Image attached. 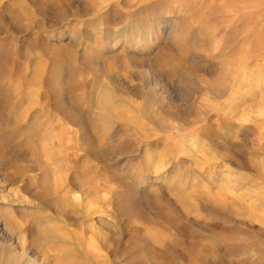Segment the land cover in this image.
I'll list each match as a JSON object with an SVG mask.
<instances>
[{"label":"rangeland","instance_id":"obj_1","mask_svg":"<svg viewBox=\"0 0 264 264\" xmlns=\"http://www.w3.org/2000/svg\"><path fill=\"white\" fill-rule=\"evenodd\" d=\"M202 258L264 264V0H0V264Z\"/></svg>","mask_w":264,"mask_h":264},{"label":"bare ground","instance_id":"obj_2","mask_svg":"<svg viewBox=\"0 0 264 264\" xmlns=\"http://www.w3.org/2000/svg\"><path fill=\"white\" fill-rule=\"evenodd\" d=\"M180 23H178L179 25ZM174 26V25H173ZM175 29V28H174ZM173 29V30H174ZM74 30V29H72ZM172 30V29H171ZM51 36L50 37H55V39L57 38H61V37H67L69 36L70 39H72L73 37L77 38V32H73L71 31L69 34L65 33V31H58L57 33H52L50 34ZM73 38V39H75ZM48 42V41H47ZM80 43V40L77 41ZM133 42V43H131ZM138 40L136 38L130 41H128V43H131V47H137L138 45ZM157 43V41L155 42ZM42 49L43 50H50V48L54 49V43L50 42V43H46L43 45H41ZM47 51V52H48ZM9 57L8 54H4L3 55V60L5 59V61L7 60V58ZM103 87L101 88V94L96 102V107L98 108V110L100 111L99 112V115L102 119V121H107L108 118H111V117H114L115 114L113 112L114 108L109 104L111 101V97H112V94H113V89L109 86H105V85H102ZM57 100H59L57 98ZM58 110L64 114H66L68 116V119H70L72 121V123L74 125H76V127L78 128V132L80 134V137L85 141L87 142V145L88 147L90 148V153L97 148V138L98 137H101V136H105L108 134V131H107V128L103 125H100V124H96L98 121H94V118H91V119H85L82 114H81V111L77 110L75 107L73 106H69V104H66L64 102H61V101H58ZM94 125H95V129H98L97 131H99V134L96 138V136L94 137V135H90L89 133V130H94ZM98 126V127H96ZM93 134V133H92ZM27 138H29V135H27L21 145L23 146L24 143H26V140ZM96 147V148H95ZM94 155V153L92 154ZM152 171V170H151ZM156 171H152V173H155ZM198 264H207V260L202 258V259H198L197 261Z\"/></svg>","mask_w":264,"mask_h":264}]
</instances>
